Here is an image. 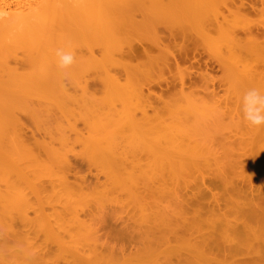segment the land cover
Instances as JSON below:
<instances>
[{
  "label": "bare ground",
  "instance_id": "obj_1",
  "mask_svg": "<svg viewBox=\"0 0 264 264\" xmlns=\"http://www.w3.org/2000/svg\"><path fill=\"white\" fill-rule=\"evenodd\" d=\"M29 1H20V3L23 4V6L25 2L29 5ZM2 2L3 1L0 0V13L4 14V16H0V115L3 114L4 118L7 120L9 112L8 108L10 109L12 107L10 112L13 110V113H16L15 111H17V109L19 110V108L20 110L24 109L25 105L29 103L27 102L28 99L26 100L27 96L30 98L29 95L26 96L28 92H31V95H33V91H35L37 96L40 95H38V92L41 93L47 91L48 94L51 93L48 85L55 77L56 81L54 80V82L56 85L59 84L60 88L58 87L59 89L57 90V92L59 91V95L56 94L54 98L58 100V97L62 96V98H60L62 101H60V99L59 101L61 104L63 103V106L60 103H57L59 110L62 107H65V110L66 108L69 109L67 103L76 106L79 104L80 108L82 106V109L85 110L83 111L80 109V111L82 110L87 113L86 115V113H81L82 111L80 112L82 117L81 120L87 116L84 121L82 120V124H84L85 129L87 130V134L90 135L88 137H91L88 140L91 142L93 141L94 144L90 143L94 145L93 147H95L94 151L91 147L92 145L89 143V146H86L90 149V151H94V153H89L88 149L87 151L90 157L93 153L92 157L96 155L97 158H99L97 159L96 157H91L92 160L95 159V161H97L95 164L98 163L100 165L101 160H104L102 162L107 163V167H109L107 168V170H109L108 173L102 171L103 174H109V176H105L104 174V176L108 178L107 182H111L109 178L113 176L111 180H114L116 177L113 183H119L118 186L123 183L128 185L129 183V186L125 189H128L134 197V200H136V205L140 210L139 211L136 207V211H139L140 213L137 220H140L132 222L133 217H130L131 220L128 219V221H131L134 226L141 231V234H139L136 238H132V240L138 244V250H136V253L130 254L126 250H121V255H116V252L113 250L104 253L100 250L99 240L101 236L99 233L101 229L104 230L103 227L105 225L101 222L96 224L93 219H82V215L80 217L76 207H74L75 204H72L73 206L71 205V207L68 204V208L67 204L60 202V204L62 203V205L64 204V206H67L64 210L63 208L61 209L63 214L61 213V210L58 209L60 216L61 214L62 216L64 215L65 209L66 211L70 209L69 211L72 213H69V211L67 213L65 212L67 215H72L69 216L70 218H68V216H66L67 218L61 216L62 218H60L59 215L57 217L52 215H41L43 212L40 211V209L37 210L36 205L38 204L37 207H39V205L40 207L42 206L40 200L43 196L44 186L39 182H43L45 178L46 181L49 179L47 182L48 184L49 182L51 184V178H48V176L51 171L52 173L56 171L54 166L46 163H44V165L42 164V161L49 151V154L54 155L55 157L56 155L52 153L54 150L51 149L56 147L54 145V147L52 146V148L48 150L49 147H46L45 145L43 146L44 154L41 152L39 155V152H36L35 148L40 146L39 149L37 148L40 150L43 142L39 140L41 143L39 144V142H35L34 139L30 141V138H26V135L23 134L24 132L22 133V130L24 131L25 129L24 125L20 128L18 125H13V129L11 130L17 129L18 127V132H14L15 135H12V138H8L10 135H6L7 129L5 128L4 130L3 126L8 125L10 122H14L13 120H16L15 117V119L12 120L11 116H8L11 119L10 122L4 119L5 123L7 122L8 124H3L2 126L1 123L4 121L0 123V175H2V172L6 168L4 158L7 154L9 155L11 153L9 155L11 156L13 152L17 153L16 149L19 146L20 148L18 147V153L20 155L23 153V157L21 158H23V160L25 158L26 162L23 161L22 166H19L21 164V159H16L11 156L10 160H14L15 158V161L13 162L12 160V162L16 166L14 164H8L9 166L11 165V167H17V164H19L16 168V170H18L17 173L19 174H14L16 171L12 169L14 171L13 173L10 168L8 169L13 173L12 177L14 179L19 176L20 171L24 169V173L27 178L31 179L33 183H30V185L29 183L27 185L25 184L24 188H18L19 190H17V193L15 192L17 188L15 189L12 185H8V183L3 181L4 179L0 177V184H2L0 187H3V183L5 182L8 186H10V189L5 185V183L4 185L11 190V192L8 191V189L4 186V189L1 190L2 195L0 194V264H53L52 261L50 262L51 259L49 258L51 250L49 247L50 245L56 246L62 250V253L69 255H67L68 259L65 264H136L134 261H137L138 263L141 262L142 264H264V207L257 202L251 180L255 174L256 177H259L258 180L262 182L260 184L264 183V141L260 142V140H264V134L260 133L261 129H264V127L257 129L249 126L246 122H243L244 119L242 117V111H239L240 106H242V97L246 90L250 88H257L261 91V93H264V9L261 10L262 16L258 21L259 23L255 24L257 21L255 22L248 19V14L250 12L257 14V8L254 5V2L249 5V3L245 0H31L30 3H34L30 4L28 8L25 6L27 9L21 12H16L19 10L17 9L18 6L20 7L21 5L20 3H17L19 5L16 6L17 10L14 8L16 11L13 13L10 11L5 13L7 8L4 10L3 7H1ZM257 2L259 4H263L264 0H257ZM250 3L252 2L250 1ZM146 9H148L147 17L150 21H147L149 19L144 17H142L144 20L142 19L138 21L139 19H136V14L139 13L137 15L142 16V11L146 12ZM259 9L260 8H258V10ZM8 10H11V8ZM7 13L9 15L5 16ZM141 21H146L148 25L145 26L144 23H140ZM55 30H57L58 33ZM59 30H63L64 33L60 34ZM145 32H148L149 37L141 40L140 34ZM130 34L131 37L129 36ZM240 35H244L243 38ZM127 36L130 38H127ZM77 39L78 42L80 41L79 45L74 42ZM180 39L182 40V43L176 42ZM55 40H57V44H60V46H62V44L67 46L70 45V47L74 44L77 45L74 47L72 46L70 50V47H67L69 51H72V48H74V51H79L80 48H78V46L82 47V44L84 43L82 41L85 40L88 42L89 46L86 45L87 43L84 44V47L88 46L84 49V51L86 50L90 54L87 60L84 57L86 54L82 49L81 50L85 55L83 56L84 58H80H83L84 61H82L83 59L81 60L78 58L83 52H78L79 56L78 54L76 55L75 52V55L77 56L76 60L79 59L82 63L85 62L84 67L82 65V71H85V73L88 69L86 68V64H89L90 66L92 65L93 67V69H88L89 72H92V70L95 71L94 68H97V72L99 71L98 69H100V71L102 69V65L100 66V64L98 68L96 58L94 57V55L97 54L94 53L96 49L93 48L94 46L101 48L100 50L97 48L99 50L98 54H100V51L103 49L107 58L104 57L102 54L103 52L100 55L103 56L104 59L106 58L108 61L112 60V62H108L106 59L103 60V65L105 66H107V64L112 65V63H115L111 57L110 60L108 58V55L111 56L114 51V54L116 53L117 56H122L117 58H122L120 61L125 59L123 58L126 57L125 55H127L126 59L129 58L130 60L131 58V62L134 59L137 60L139 57L140 59L142 58V61L136 63V65L129 63L127 64L128 66L123 63L124 66L128 67H123L126 71H123V69H121L122 65H120V70L125 72L126 75V78H124L125 81L123 82L120 81V77L118 76L119 74L116 75V72H114L115 74L111 73L112 70L109 71L106 67L108 72L105 71L106 68L104 71L107 75L103 74V72H98L102 73V77L105 78H99L100 81L104 80V82L102 81L104 83V86L102 85L103 87L97 85V88L99 87L98 90L97 88H93L96 92H93L94 90L91 88L94 93L93 94L92 92L84 93L88 91V87L90 86H87V90L85 91L86 87H83L82 85V91L84 89L83 93L81 95H75V92L74 94H71L68 91L70 88H65V84L67 82L66 77H68L67 80L69 81L73 77V79H77L78 77L86 78V76L88 77V74L83 76L84 74L81 73L82 71L76 69L77 65L75 63L76 66H72V68L68 69L66 72L68 73L69 71L71 73L72 71V74H74L76 71H81L80 73L76 72L73 77L70 73L69 75H66L67 73L62 74L64 76L66 75V82L62 79L63 76H59V74H61L59 71L61 70H59L55 65L56 63L54 61L56 60H53L54 63L51 62V59L56 58L54 53L55 49L53 50L54 47L52 46L54 45ZM145 40L147 43H150H148L149 47L152 45L150 47L151 49L145 47L143 43H146ZM64 41L66 43H64ZM67 41L69 42L67 43ZM20 47H25L24 49L26 52L28 50L29 52L36 54L35 58H37V60H35L34 63L35 70H33L34 74H32L33 72L30 71V69L32 70V67H29V71L32 74L29 75L31 76V80L26 79V76L23 75L24 72L26 74L28 69L23 72V76L19 74L23 77H19L20 80H18L15 75H13V77L10 76L11 80L10 77H8L10 81L13 82L12 79H14V83L18 84L14 86V83L10 82V84L14 86V88H11V85L3 80L2 74L4 72L6 73L8 70L10 71L7 72L8 75L13 73L11 69H13L17 74L15 70L16 67H8L11 63L8 66L6 64L7 62H12L11 57L9 59L10 61L6 59L2 60L4 58L2 53L5 49L9 50L10 48H13L12 52L16 50V53L18 54L19 50L17 51L16 48ZM152 48H154L157 52H154ZM11 50L12 49L7 52L10 53ZM122 54L125 55L123 56ZM6 55L5 57L7 58ZM54 56L55 58H53ZM196 56L201 58H203V56H207L208 58L207 60H202L200 58L197 59ZM24 57L25 56H23V58ZM16 59L17 58L13 59V62L15 60L17 63L18 59L17 61ZM105 61H107V64H104ZM29 63L30 65L33 64L31 60ZM82 63L78 62V65L81 66L80 64ZM125 63H127V60ZM194 63H196L198 67L195 69L204 70L202 67L205 68V72H199V77H197L199 79L202 77L200 80L205 78V80H203L204 82H209L206 80V77H208L206 76L207 74H205L208 73L206 71L214 70L213 67L215 66L222 71L223 76L218 78L219 80L210 76V72L208 77L211 84L215 79V83L216 81H219L220 83H224L226 86L225 95L222 96L223 99L220 97L222 100L218 97V94L215 91L212 92L214 95L215 93L217 95H210L209 99L207 98L208 101L204 99L205 97L202 98V95L199 96V93L195 96L191 90L190 92L184 91L185 87L188 88V86L192 85L193 87L194 84L196 85V83L192 84V82H196L192 78L194 77V79H197L195 78V71L191 72L192 67H194ZM181 64H185L186 66L187 64H190V67L182 68L180 66ZM94 65L97 66L94 67ZM110 65H108V67ZM129 65H132L131 69L129 68ZM18 69L19 67L17 70ZM172 69L176 70V74H173L172 80H169L171 77L166 78L164 75H166L167 72L172 74ZM116 70L119 71L117 68ZM19 73H21V70H19ZM56 74L59 76L60 81L57 79L58 76ZM33 75L35 76V79H32V77H34ZM101 75L98 76L100 77ZM155 75L158 79H155ZM29 76L27 77L29 78ZM69 76H71V79ZM89 76L93 77L94 75L90 74ZM210 77H212V79ZM51 78L53 79L51 80ZM62 81L65 82L63 86H61ZM54 82L52 84H55ZM70 82L71 81L68 83ZM190 82L191 85L189 84ZM163 84H166L167 87H181L180 91L178 90V93L175 91L177 94L175 92L173 94H168H171V99L168 97V100L165 103L166 105L162 103L165 107L164 110H174L173 112H175L176 109H178L175 113H171L170 117L166 119L165 116H161V113L164 114V112H161L160 110L159 111L161 113H159L161 115L159 113L156 114L158 110H155L156 115L148 114V108L145 104L148 105V100L151 97L150 94L144 95L145 92L143 91L144 87L156 85L161 88ZM205 84L208 85V83ZM7 87L10 89L8 90ZM79 88L81 90V87ZM98 91H102V96L97 94H100ZM35 92V95L33 96L36 100L37 96ZM19 95L20 97L22 96L25 98V104L23 101L22 108V104L17 99V96ZM49 95H51V97ZM49 95H47L45 99L49 96L52 101V93ZM160 95L163 94L160 93ZM159 97L163 99V96ZM50 100H45L44 107L42 106L41 109L45 108V106L47 107V104L49 103H47V101ZM36 101L38 102V100ZM40 101H42V99ZM231 101H234V103L232 102V104H234L233 106H229V102ZM7 102L10 104L7 105ZM16 103H20L21 106ZM33 103L36 107L35 102ZM33 103L31 104L33 105ZM29 104L25 107V109H29ZM3 106H5L4 109L2 108ZM205 107L206 109L212 110L213 108V110L217 109L218 111L219 108H221L220 110H222L223 118L225 116H228L231 119L233 117L238 118H236L237 122L234 124V128L237 132L234 129L229 132L228 129L226 127L225 128L227 129L228 134H231V132L234 134L237 133L235 136H231L233 137L232 142L235 141L236 144H234V142L233 144L238 147L240 146L241 148L239 147V150L241 151L236 153V147L234 148V145L230 144L231 142L228 141L229 147L233 153L229 151L228 153L231 155L229 154L230 156L226 157L228 154L226 153L227 155H225V153L222 152L221 155H223L219 156L220 153L218 154L217 148L212 145L215 139H211L209 141L210 138L203 137L205 138L204 140L202 137H199V134L201 133L200 131L203 127H201V125L203 123L197 124V122L190 121L189 123H185L176 119L177 112L179 111V113H182L180 112L182 111L180 109H184L183 113L185 114V109L192 112L197 111L196 109H205ZM48 108L51 110L53 107L49 104L46 108L47 110H40L41 112L46 111L45 113L48 114ZM103 109H107V112L106 110L103 112ZM67 111L68 110H66L65 113H67ZM68 112L71 113L70 110ZM78 112L75 114H79ZM219 113L217 112L215 115H218ZM72 114L75 121L77 118L74 113ZM138 114L141 115L139 116ZM186 114H188V112ZM3 115L0 116V119L3 118ZM48 116H50V111L47 117ZM17 122L19 124V121ZM77 122H79L78 119ZM75 124L76 123H71L70 125L73 126ZM20 125L21 124H19V126ZM217 126L214 125V127ZM67 127L69 126L67 125ZM74 127L77 126L75 125ZM219 129L221 130L222 128ZM20 130L21 133H19ZM68 130H70V128ZM222 130L223 132L226 131L225 129ZM60 131L61 130L58 132L61 133ZM74 133L75 132L73 131V134ZM208 134L210 135V133ZM261 134L263 135V139ZM212 135L213 134L211 133V138L214 136ZM14 136L18 137L17 140L20 143L14 138L17 142V144L16 142L15 144L18 146H16V149L12 151L8 146H11L9 144H12L10 142L13 141L11 139H13ZM61 136L62 134L59 137V143L62 141L65 142L63 140L64 136ZM5 138L10 139L11 141ZM79 139H81L80 135ZM6 140L8 143H6ZM207 140L208 143L212 141L211 144H207L205 142ZM82 141L83 142L80 143L83 145L85 140ZM31 142L34 143L32 144ZM67 143L70 145L69 142ZM259 143H263L262 146L259 145ZM52 144H54V142ZM257 144L259 146H257ZM224 145L226 146V144ZM256 147L258 149H256ZM58 149H56V152L61 151L62 153V150ZM235 149L236 151H234ZM8 151L12 152L8 153ZM59 153H56L58 154L57 156H59H56L58 161L62 156L60 155L61 153ZM224 155L225 157H223ZM41 156L43 159H41ZM8 157H6V159ZM46 158H48L47 161L51 160H49V157ZM47 161L44 160L43 162ZM60 161L63 163L61 165H65L64 167L66 169L62 167V170H57L56 172H58L57 177L62 189L69 191V193L71 191L70 194L67 193L66 195L70 196L71 194L76 193V190H87L86 186L85 188L79 186L78 188L80 189L74 187L77 184H72L70 180V176L74 173L72 172V174L69 175L71 172V170L69 172V169L72 167L73 171L74 166L69 160L67 161L66 158L64 160L62 158ZM25 163H29V165H25ZM234 163L236 165H234ZM52 164H54V162ZM43 165H47V168ZM61 165L59 164V166ZM53 167L55 171H53ZM226 167L231 168L228 174L227 171H225ZM18 168H22V170ZM43 170L51 171L46 172L45 174ZM107 170L105 169V171ZM36 172L37 175L39 174L38 172H40L38 177L41 179H36ZM9 173L6 174L11 175V173ZM47 173L49 174L47 175ZM151 173L154 174V177L152 176L153 174L150 175ZM53 174L49 177L53 176ZM45 176H47V178ZM150 176L153 178H150ZM180 176L183 178L182 183H184V185H186L187 179L192 176L200 179L202 183L201 187L205 191H201L198 196L194 197L196 200H198L199 196L202 200L205 199V197H209L212 202L209 204L207 203V206L205 207H200L196 200L192 202L179 201V205L174 209L166 207V209H163L160 207L158 204V201H160L159 196L164 198L165 196L173 194L174 191L180 189L178 186L179 183L177 184ZM260 178H262V180ZM19 179L20 178L17 177L16 181H19ZM167 180H169L170 184L173 183V186L168 185ZM172 181H176V185ZM43 183H45V181ZM116 185L113 184V188L111 190L107 188L105 189L107 191L109 190L108 192H111ZM16 186L18 187V185ZM220 186L224 188L226 192L225 196L213 193L212 188L217 189L220 188ZM260 186H263L264 191V184ZM2 187L0 189H2ZM50 188V190L53 189V191H56L57 186L55 188ZM121 189V191H126L124 188ZM5 191L8 194V198L6 199L5 197L7 194ZM40 192H42V196L39 195L41 197H37ZM113 192L115 193L117 190ZM9 193L14 194L10 195ZM56 193L57 192H54L53 194L55 195ZM30 194L33 196L36 194V196L33 197ZM227 194L230 196L229 198L226 197ZM54 195L50 196L52 198L51 201H53L54 198L56 199L58 193L55 197ZM11 196L12 199L10 198ZM30 196L33 199L37 197V204L33 199L29 198ZM63 196H61L62 199L64 197L67 198V196ZM58 197L60 199V196ZM151 198L156 200H154V202H157L155 206L157 209L153 208V210L150 208L148 200ZM5 200H7L8 203L5 202ZM29 200L33 201L35 206L32 205L33 203ZM78 200L80 201L79 198ZM48 201V204L50 203L51 205L47 204L51 207L49 209H52L53 206L54 208L59 206L57 201L55 202L57 204H55L54 201L52 202L57 206L52 205L50 199ZM17 203H19V205ZM83 205L85 204H82V206ZM10 206L14 209H11ZM26 206L27 208L33 206L30 208L31 210L34 208L37 212H40L39 219L37 217L38 215L35 218V220L38 219L37 221L33 219L34 223L31 222L32 219H28V210ZM79 206V208H83L81 204ZM158 206L162 209H158ZM22 207H24L27 211H25L24 208L22 210ZM85 207L86 206H84V208ZM88 208L89 207H87V210L90 209ZM194 208L195 210L193 211L192 209ZM9 209L13 214L14 211L17 212L15 213L17 216L19 213L23 214L20 216V219L16 218L20 222L16 221V219L8 213ZM50 211L53 212L55 210ZM73 211H75V213ZM32 212H34V210ZM88 212H86V214H88ZM133 221H135V219ZM18 223H20L22 227L19 228ZM28 224H30V226H28ZM26 225L30 228V230L32 229L31 227L35 228L29 232L30 230L28 227L26 228ZM22 229L23 231H21ZM117 233H119L122 237H126L129 234L128 231H123L122 228ZM121 239L122 241L127 240V238ZM85 248L89 249L88 253L86 250L84 251ZM79 250H83L82 253H80ZM32 252L35 253L34 257L31 260H26L25 254ZM76 252L78 254L77 256H75Z\"/></svg>",
  "mask_w": 264,
  "mask_h": 264
},
{
  "label": "rangeland",
  "instance_id": "obj_2",
  "mask_svg": "<svg viewBox=\"0 0 264 264\" xmlns=\"http://www.w3.org/2000/svg\"><path fill=\"white\" fill-rule=\"evenodd\" d=\"M3 2H2V5H1V7H3V9L5 10L6 8H7V10L5 11V13L6 12H8V11H10L11 13H13L14 11H16L17 9H19L18 11H16V12H21V11H24V10H26L27 8H28V6L30 5V4H33L34 2H31L30 3V1L29 0H20V1H29V5L28 4H26V2L24 3V6H23V4H21L20 3V1L19 0H2ZM8 3H6V2ZM35 1V0H34ZM53 1V0H52ZM54 1H56V0H54ZM246 2H248L249 3V5L250 4H253V2H254V5L256 6V8H257V14L256 13H253V12H250L249 14H248V19H250V20H252V21H257L255 24H258L259 22V20H260V18H261V16H262V14H261V10L262 9H264V3L263 4H259L258 2H257V0H250L252 3H250V1L249 0H245ZM16 2V3H15ZM6 3V4H5ZM9 3H10V5H9ZM13 3V4H12ZM17 3H20L21 5H20V7L18 6V8L16 7L17 5H19V4H17ZM28 3V2H27ZM247 3V4H248ZM15 4V5H14ZM13 5V6H12ZM8 6V7H7ZM25 6H27V8L25 7ZM262 7V8H261ZM11 8V10H8V9H10ZM16 10H15V9ZM21 8V9H20ZM258 8H260L259 10H258ZM12 9H14V10H12ZM143 12V15L142 14H140V15H142V16H138L137 14H139V13H137L136 14V19L138 20V21H140V20H142L143 18L142 17H144V18H148L147 17V15H148V9H146V12L145 11H142ZM10 13V14H11ZM256 14V15H255ZM264 14V13H263ZM7 15H9L8 13L5 15V16H7ZM3 16H4V14H3ZM149 19V18H148ZM144 20V19H143ZM145 20H147V19H145ZM147 21H150V19L149 20H147ZM140 23H144L145 24V26H147L148 25V23L146 22V21H141ZM260 23H261V21H260ZM260 25V24H259ZM57 29V28H56ZM56 32H57V30H55ZM60 31V34H62V33H64V31L63 30H59ZM55 32V34L57 35V33ZM53 33H54V30H53ZM165 33V32H164ZM59 34V35H60ZM66 34V33H65ZM139 35V34H138ZM138 35H137V37H138ZM58 36V35H57ZM130 37H131V34L129 35ZM129 36H127V38H130ZM152 36V35H151ZM242 38H243V36L244 35H240ZM147 37H149V34H148V32H145V33H141L140 34V38H141V40H143V39H145V38H147ZM151 38V37H150ZM149 39V38H148ZM59 41V40H58ZM77 41V42H76ZM76 41H74L76 44H80V41L78 42V39L76 40ZM146 41V40H145ZM176 41V40H175ZM69 41H67V43H68ZM72 42V41H71ZM71 42H70V44H71ZM82 42H84L83 44H82V47L81 46H78V48H80V50L79 49H77V50H79V51H75L76 52V55L78 54V56H79V53H81V51L83 50L84 51V49H86V47H88L89 45H88V42L87 41H85V40H83ZM176 42H181L182 43V40L180 39V40H178V41H176ZM58 42H57V40H55L54 41V45H52L53 47V50L54 49H56V48H58V46H59V48L60 47H65L66 48V50H68V48H69V46H67V45H65V44H62V46H60V44H57ZM64 43H66L65 41H64ZM85 43H87L86 45H88V46H86V47H84L85 45ZM90 43V42H89ZM144 43V45H145V47H147L148 49H151L150 47L152 46H150L149 47V44L147 43V41H146V43L145 42H143ZM55 44H56V46H55ZM73 44V43H72ZM76 44H74V45H71V47L73 46H75ZM92 44V43H91ZM58 45V46H57ZM63 45H65V46H63ZM178 45V44H177ZM77 46V45H76ZM127 46V45H126ZM68 47V48H67ZM71 47L69 48V50L71 49ZM25 48V47H24ZM24 48H22V47H20V48H16L17 49V51H18V54L16 53V50L14 51V52H12L13 51V48H10V49H12L11 50V54H12V56H11V54L9 53V52H7V51H9V50H7V49H5V51L3 52V53H5V54H3L2 53V56H4V58L2 59V60H4V59H6V60H9L10 59V57H11V60H12V62H7V61H4V62H7V66L8 67H11V68H15V70H16V72H17V74L14 72V70L13 69H11L12 70V72L13 73H11V74H7V72H10L9 70L8 71H6V73L4 72L2 75V77H3V80H5L6 82H8L9 84H10V82H12V81H10L11 80V77H13V75H15V76H17L16 78L18 79V80H20L19 79V77H22L23 75L24 76H26V79H29V80H31L30 79V77L31 76H29V75H32V74H34V71L33 70H35V60H37V58H35L36 57V54L35 53H32V52H29L28 50H27V52H26V50L24 49ZM52 48H51V50H52ZM75 48H77V47H75ZM93 48H96L95 49V51H94V53H97V54H95L94 55V57L96 58V61H97V65H98V68H99V64H100V66L102 65V69H101V71H100V69H98L99 71L98 72H103V74H105V75H107L106 74V72H108L107 71V68L109 69V71L110 70H112V72L111 73H114V72H116V75H118L119 77H120V81H125L124 80V78H126V75H125V72H123V71H126V69L124 70V68H128V67H126V66H124L125 64L127 65V64H132V65H136V63H139V62H141L142 61V58L140 59V57L139 58H137V60L136 59H134L132 62L130 61L131 60V58H130V60H129V58L128 59H126V57H127V55H125V54H122L123 56L125 55L126 57H123V58H125L124 60H122V61H124V62H122V61H120V59H122V58H120V59H117V58H119V57H122L121 55H119V56H117V54L115 53L114 54V52H113V54L111 55V56H109L108 54V58H109V60H110V57H111V59H113V62H115V63H112V65H110V64H107V61H108V59H106L107 57H106V54L104 53V51H103V49L100 51L103 55H104V57H106L105 59L107 60V61H105L104 62V64H107V66H105V65H103V60H105L104 59V57L103 56H101L100 54H98L99 52V50L101 49V48H98V47H93ZM99 50H98V49ZM15 49V48H14ZM73 50H74V48H72ZM82 49V50H81ZM153 50H154V48H152ZM20 50H21V53H20ZM87 50H88V48H87ZM126 50V49H125ZM82 51V52H83ZM6 52H7V55H6ZM53 52V51H52ZM79 52V53H78ZM84 52H85V54L87 55H85L84 54ZM82 54H80V56L78 57L79 59H81L80 57H83L84 55V57L86 58V60H87V58H89V52H87L86 50L84 51ZM154 52H157L156 50H154ZM51 53V52H50ZM54 53H55V50H54ZM8 54H9V56H8ZM22 54V55H21ZM24 54V55H23ZM5 55L7 56V58L5 57ZM19 55V56H18ZM26 55H27V57H26ZM51 55H53V54H51ZM82 55V56H81ZM101 57H100V56ZM23 56H25L24 58H23ZM14 57V58H13ZM52 57V56H51ZM83 57V58H84ZM113 57V58H112ZM2 58V57H1ZM15 58H17L18 59V62L16 63L15 62V60H14V62H13V59H15ZM53 58H55V56L53 57ZM76 58H77V56H76ZM82 58V59H83ZM103 58V59H102ZM117 60H116V59ZM196 58L197 59H202V60H207V56L205 57V56H203V58H201V57H199V56H196ZM17 59H16V61H17ZM34 61H33V60ZM79 59H77L78 60V62L79 63H82V61H84V59L81 61V60H79ZM98 59H101V60H98ZM138 59H139V61H138ZM30 60L32 61V63L34 64H31L30 65ZM52 61V63H56V61H54L53 62V60H56V58L55 59H51ZM77 60H76V69H78V70H81L82 71V65H83V67H84V65H85V62H83L82 64H80L81 66H79L78 65V62H77ZM126 60H127V63H125L126 62ZM10 61V60H9ZM81 61V62H80ZM99 61H101V62H99ZM138 61V62H137ZM99 62V63H98ZM108 62H112V60H110V61H108ZM117 62V63H116ZM123 63H124V65H123ZM33 65V66H32ZM56 65V64H55ZM74 65H73V67H74ZM97 65H94V67H96ZM108 65H110L109 67H108ZM120 65H122V67L120 66ZM132 65H129L130 67V69H131V67H132ZM190 64H187V66L185 65V64H181L180 66L182 67V68H185V67H190L189 66ZM57 66V65H56ZM103 66H104V68H103ZM128 66V65H127ZM214 66V65H213ZM19 67V69L17 70V68ZM27 67V68H26ZM29 67H32V70L30 69V71L31 72H33L32 74L30 73V71H29ZM107 67V68H106ZM117 69H119V71H117L116 70V68ZM120 67H121V69H123V71H121L120 70ZM124 67V68H123ZM21 68V69H20ZM24 70H23V69ZM86 68H88L89 70H90V68L91 69H93V67H92V65L90 66L89 64H86ZM101 68V67H100ZM106 68V69H105ZM195 68H198L197 67V64L196 63H194V67H192V71L191 72H193V71H195L194 72V74H196L195 75V78H197V77H199V72H205L204 70H205V68L204 67H202V69H204V70H199V69H195ZM26 69H28V71L26 72V74H25V72L24 71H26ZM87 69V72H89V70ZM104 69H105V71H104ZM213 69L214 70H209V71H206V72H208V73H205V74H207L206 76H208L209 77V72H210V76H213V78H220L221 76H223L222 74V71L221 70H219L218 69V67L217 66H215V67H213ZM19 70H21V73H19ZM23 70V71H22ZM60 70V69H59ZM74 70V69H73ZM94 70L95 71H93L92 70V72H89V73H85V71H80L82 74H84L83 76H85V75H87L88 74V77L86 76V78L84 77V78H82L81 76V78H77V79H73L74 77V75H75V73L76 72H79V71H76L74 74H72V71H71V73L68 71V73L67 72H64V71H59L61 74H59V76H63V80L65 81V77H66V75H69V73L70 74H72L71 76L73 77L72 79L74 80H72L71 79V76H69L70 77V79L71 80H69V81H71L70 83H68L69 81L67 80L68 79V77H66L67 79H66V84H65V88H70L68 91L71 93V94H74V92L76 93L75 95H81L82 93H83V91H84V89H83V91H82V85H83V87H86L85 88V91L87 90V86H90V87H88V91H90V92H88V91H86V92H84V93H91L92 92V89L93 88H97V85H100V87H103L104 86V80H99V78H104V77H102V73H98L97 72V68H94ZM103 70V71H102ZM115 70V71H114ZM191 70V69H190ZM67 71V70H66ZM23 72H24V74H23ZM79 72V73H80ZM94 72H95V74H96V76H97V78H96V76H95V74H94ZM197 72V73H196ZM15 73V74H14ZM65 73H67L65 76L64 75H62V74H65ZM78 73V74H79ZM97 73H98V75H101L100 77L97 75ZM110 73V74H111ZM127 73V72H126ZM166 73V72H165ZM199 73V74H198ZM202 73V74H203ZM19 74H23L22 76H20ZM58 74V73H57ZM56 74V75H57ZM78 74H76V75H78ZM90 74H93L94 76L93 77H91V76H89ZM109 74V73H108ZM115 74V73H114ZM113 74V75H114ZM122 74V75H121ZM173 74H176V70H173L172 69V74H169L168 72L166 73V75H164V77H168V78H170L171 77V79H169V80H172V75ZM194 74H193V76H194ZM81 75V74H80ZM11 76V77H10ZM27 76H29V78L27 77ZM34 76V75H33ZM54 76V75H53ZM58 76V75H57ZM56 76V77H57ZM59 76L57 77V79L59 80ZM79 76V75H78ZM125 76V77H124ZM8 77H10V80L8 79ZM91 79H90V78ZM155 77H156V75H155ZM154 77V78H155ZM208 77H206V80L207 81H209L210 82V80H208L209 78ZM5 78V79H4ZM16 78H15V80H16ZM23 78V77H22ZM87 78H88V80H87ZM202 78V77H201ZM200 78V79H201ZM211 79H212V77H210ZM32 79H35V76L34 77H32ZM53 78H51V80H52ZM61 79V80H62ZM80 79V80H79ZM84 79V80H83ZM105 79V78H104ZM122 79V80H121ZM155 79H158L157 77L155 78ZM162 79V78H161ZM194 81H196V82H192V84L193 83H196V85L194 84L193 85V87H192V85H191V82L189 83L191 86H188V88H184V91L186 92V91H188V92H190V90L191 91H193V93L195 94V96H196V94H198L199 96H201L202 95V98L203 97H205L204 99H206L207 101H208V99H209V97H210V95H214V93L212 92V91H215L217 94H218V97L220 98V97H222L223 95H225L224 93L226 92V86L224 85V83H220L219 81L217 82L216 81V83H215V79L212 81L213 83L211 84V82H210V84H209V82H204L203 80H205V78L204 79H202V80H200L199 78H197V79H194V77L192 78ZM13 80V82L12 83H14L15 81H14V79H12ZM54 80L56 81V79H55V77H54ZM54 80L53 81H50L51 83L48 85V88L50 89V91H51V93H52V95H53V97H52V101L50 100V98H49V96L51 97V95H49V94H51V93H47V91H45V92H38V95L39 96H37V93L35 92V91H33V95H35L34 94V92L36 93V96H37V98H40V99H37L36 98V100H38V102L35 100V98H34V96L33 95H31L32 93L31 92H28L27 94H26V96L27 95H29V97L30 98H28V96H27V98H26V100H27V102H29L28 104H29V109L27 108V109H25V107H27L28 106V104L27 105H25V107H24V109H21L20 110V108H19V110L17 109V111H15L16 113H13L14 111L12 110V112H10V109L12 108H8V116H11V118H12V120L13 119H15L16 118V120L17 121H19V124H21L20 126H19V124H18V122L16 121V120H13L14 122H10L11 121V119L7 116V120L4 118V115L3 114H1V115H3L2 117L3 118H1L0 119V123L1 122H3V123H1L2 124V126H3V124H8L7 122L5 123V120L6 121H8V122H10L8 125H5V126H3L4 127V130H5V128L7 129L6 131H7V133H9V134H7L6 133V135H10V136H8V138L10 137V138H12L11 136L12 135H15V133H17L18 132V127L20 128V127H23L22 125H24V131L22 130V133L24 134V135H26L25 137L26 138H30L29 140L30 141H32V139H34V141L36 142V141H38L39 142V144H41L40 143V141L41 142H43L42 144H41V148H40V150H38L39 149V147H34V146H32L33 148H35V151L36 152H39V155L41 154V152L44 154V152H43V146H45L46 145V147H49L48 148V150L49 149H51L52 148V146L54 147V145H55V147L56 148H52L51 150H54V152H56V149H58V148H60L61 150H62V153H61V151H59V152H56V153H59L60 155H62L61 157H60V160L63 158V160L66 158L67 159V161L69 160L70 161V163L74 166L73 168V171H72V167H71V169H69V172H70V170H71V172L69 173V175L70 174H72V172L74 173V174H72V176H70L69 178H70V180H71V182H72V184H74L75 183V185L76 186H74L75 188H78L79 186H81L82 188H85V186H86V188H87V190L85 189H83L82 191H80V190H76L75 192L76 193H73V194H71L70 196H68V195H66L67 193L68 194H70L71 193V191H70V193H69V191H65V190H63L62 189V186L60 185V183H59V181H58V172H56L57 170L59 171V170H62V167L63 168H65L63 165H61V164H63L60 160L58 161L57 159V157H59V156H57L58 154H56V153H54V152H52L53 154H55L56 156V158L54 157V155H50L49 153H50V151L48 152V154H46V155H48V156H46L45 155V157H44V160L45 161H47L48 160V158H46V157H49V160L50 161H47V162H54V164H52V163H47V162H43L42 161V164H44V163H46V164H50L51 166H54L55 167V169H56V171H55V169H54V167H53V171H55V172H53L52 173V171L50 172V171H48V170H46V171H44L43 170V172H45V174H46V172H50V175L51 174H53V176H51V177H49L48 176V178H51V184H50V182H49V184H48V180L46 181V179L44 178V180H43V182L45 181V183H43L42 181H40L39 183L41 184V185H43L44 186V191H43V196L41 195V193L42 192H40L39 194H38V196L37 197H41L39 200L41 201V205L42 206H44V207H40V205H39V207H37V200H36V198H32L31 196L29 197V198H31V199H33L34 200V202H36V209L37 210H39L40 209V211H42L43 213L41 214V215H43V216H47V215H52V216H54V217H57L58 215H59V217L60 218H62V217H65V218H67L66 216H68V218H70L69 216H72L71 214L70 215H67L66 213L70 210H67L66 211V209H65V211H64V215L62 216V208H63V210H64V208H66L67 206H64V204H69L70 205V207H71V205L72 204H75L74 205V207H76V210H77V212H78V215H80V217H81V215H82V219H85V220H89V219H93V220H95V223L96 224H98L99 222H101V223H103V225H105L104 227H103V229L104 230H102L101 229V231H100V233H99V235L101 236V238H100V240H99V246H100V250H102L104 253H107V252H109V251H111V250H113V251H115L116 252V255H121L120 254V252H121V250H126V251H128V253H130V254H134V253H136V250H138V247H137V243L134 241V240H132V238H136L139 234H141V231L137 228V227H135L134 226V224L132 223V222H136V221H139V220H137V218H139V215H140V213H139V207H137V205H136V200H134V197L132 196V194L128 191V189H125V188H127V186H129V183H128V185L126 184V183H123L122 185H120V186H118V184L119 183H113L114 182V180L116 179V177L114 178V180H111L112 178H113V176H111L110 178H109V180L111 181V182H107L108 181V178L107 177H105V176H109V174H105V176H104V174L102 173V171H104V172H107L108 173V171L109 170H107V168H109V167H107L108 165H107V163H104V162H102V161H104V160H101L100 161V165L97 163V164H95V162H97V161H95V159L94 160H92V158H97V156L96 155H94V157H92L93 156V153H94V151H95V147H93L94 145V143H93V141L91 142L90 140H88V139H90L91 137H88V136H90L89 134H87L88 132H87V130L85 129V126H84V124H82L83 122H82V120L84 121V119H86V117L84 118V119H82L81 120V115H80V112L83 110L82 109V106H81V108H80V106H79V104L76 106V105H71V104H68L67 103V106H69L68 108L69 109H67L66 108V110H70L71 111V113L70 112H68L67 111V113H65V107H62V108H60V110H59V106H58V104L57 103H60V101H62L60 98H62V96L61 97H58V100H56V98H54L55 96H56V94H58L59 95V91L57 92V90L60 88V86H59V84L58 85H56V83L54 82ZM90 80V81H89ZM96 80V81H95ZM160 80V79H159ZM219 80V79H218ZM60 81V80H59ZM97 81H98V83H97ZM103 81V82H102ZM55 83V84H52V83ZM65 82H63L62 81V85L61 86H63V84L65 83ZM86 82H87V84H86ZM90 82V83H89ZM189 82V81H188ZM60 83V82H59ZM100 83V84H99ZM163 83V82H162ZM204 83V84H203ZM205 83H208V85H206ZM16 84L17 83H14V86H16ZM52 84V85H51ZM89 84V85H88ZM188 84V85H189ZM11 86V88H14V86L12 85V84H10ZM18 85V84H17ZM67 85V86H66ZM86 85V86H85ZM103 85V86H102ZM13 86V87H12ZM59 87V88H58ZM76 87V88H75ZM79 87H81V90H80V88ZM167 85L165 84H163L162 85V87L160 88V87H158V86H156V85H154V86H150V87H144L143 88V91L145 92L144 93V95H148V94H150V99L148 100V105L150 106H148L147 104H145V106L148 108V114L149 115H151V114H153V115H156L157 113H159L160 111L161 112H164V114L163 113H159L161 116H165V119L166 118H168V117H170V115H171V113L173 114V113H175L178 109H176V111L175 112H173L174 110H164L165 109V107H164V105H166L165 103H166V101L168 100V97L170 98L171 97V94L170 95H168L169 93H174L175 91H177V93H178V90L180 91V89H181V87L180 86H177V87H173V86H169V87H167ZM8 88V87H7ZM47 88V89H48ZM92 88V89H91ZM99 88V87H98ZM98 88H97V90H98ZM147 88H149V89H147ZM10 88H8V90H9ZM75 89H76V91H75ZM79 89V90H78ZM91 89V90H90ZM95 89H93L94 91L93 92H96L95 91ZM101 89V88H100ZM99 89V90H100ZM164 89V90H163ZM169 90V91H168ZM149 91H150V93H149ZM166 91V92H165ZM195 91V92H194ZM49 92V91H48ZM81 92V93H80ZM92 92V93H93ZM98 92H100V94L99 93H97L99 96H102V94H101V92L102 91H98ZM46 93H47V95H49L48 96V100H50V101H47V107H48V105L50 104V106L51 107H53L51 110L49 109V111H50V116H48L47 117V115H49V111H48V114L47 113H45V112H41V110H43V109H46L47 107L45 106V108H43V109H41L42 108V106L44 107V104H45V100H47V99H45L46 97H47V95H46ZM160 93L161 94H163V95H160ZM176 93V92H175ZM176 93V94H177ZM215 93V95H217ZM42 94V95H41ZM94 94V93H93ZM96 94V93H95ZM167 94V95H166ZM92 95V94H91ZM212 95V96H213ZM214 95V96H215ZM13 96V95H12ZM25 96V95H24ZM96 96V95H95ZM159 96H163V99L162 98H160ZM15 97V96H14ZM34 98V99H33ZM54 98V99H53ZM173 98V97H172ZM201 98V97H200ZM208 98V99H207ZM212 98H214V97H212ZM211 98V99H212ZM17 99H18V101H20V103L22 104V102L25 100V98L24 97H20V95L19 96H17ZM42 99V101H40ZM45 99V100H44ZM59 99H60V101H59ZM171 99V98H170ZM169 99V100H170ZM217 99V98H216ZM221 99V98H220ZM222 99H223V97H222ZM221 99V100H222ZM14 100V99H13ZM16 100V99H15ZM33 100V101H32ZM44 100V101H43ZM162 100V101H161ZM32 101V102H31ZM235 101V100H234ZM234 101H231V102H229V106H233L234 104H232V102L234 103ZM33 102H35V104H36V107H35V105H34V103ZM53 102V103H52ZM236 102V101H235ZM13 103V102H12ZM20 103H16V104H19V106H21L20 105ZM31 103H33V105H34V107H33V105L31 104ZM42 103H43V105H42ZM162 103H164V105H162ZM221 103V102H220ZM8 104H10L9 102H7V105ZM24 104H25V101H24ZM52 104V105H51ZM61 104V103H60ZM63 104V103H62ZM61 104V105H62ZM72 104H73V102H72ZM212 104V103H211ZM232 104V105H231ZM14 105V104H13ZM32 105V106H31ZM168 105V104H167ZM222 105V104H221ZM241 105H242V103H241ZM6 106V105H5ZM5 106H3L2 108L4 109L5 108ZM18 106V105H17ZM18 106V107H19ZM41 106V107H40ZM63 106V105H62ZM66 106V107H67ZM78 106H79V108H78ZM210 106V105H209ZM208 106V107H209ZM9 107V106H8ZM23 107V104H22V106H21V108ZM76 107V108H75ZM173 107V106H172ZM171 107V108H172ZM242 106H240V109H239V111H242V108H241ZM1 108V109H2ZM63 108H64V111H63ZM106 108V107H105ZM108 108V107H107ZM149 108H151V109H149ZM163 108V109H162ZM210 108H212V107H210ZM6 109H7V107H6ZM14 109V108H13ZM41 109V110H40ZM62 109V110H61ZM80 109H82L81 111H80ZM221 108H219V111H220V113H219V111L216 109H214L213 110V108H212V110L211 109H206V107H205V109L203 108V109H196L197 111H192V109H191V111L192 112H190V110L188 111V109L186 110L185 109V114L183 113L184 111V109H180V110H182V111H180V112H182V113H179V111L177 112V114H176V119L177 120H181V122H185V123H189V121L190 122H197V124L198 123H200V124H202L201 125V127H202V129H201V136H200V134H199V137L201 138H203V137H207V138H210L209 139V141L211 140V139H215L214 141H213V147H215V148H217V150H218V154H219V156H222L221 155V153L222 152H224L225 153V155H227L226 157H229L231 154L230 153H228L229 151H231V153H233L232 152V150L230 149V147H229V144H228V141H230L231 143L230 144H233V142H234V144H236V142L235 141H233L232 142V139H233V137H231V136H235L237 133H232L231 132V134L229 133L228 134V132H227V129H228V131L230 132V131H232V129H234L235 130V128H234V124H235V122H237V119L236 118H229L228 116L225 118H223V115H222V110H220ZM24 110V111H23ZM39 110V111H38ZM47 110V109H46ZM104 110H106V112H107V109H103V112H104ZM155 110H158V112H156ZM160 110V111H159ZM224 110V109H223ZM79 113V114H75V113H77V112ZM83 111H85V110H83ZM81 112V113H86V112ZM215 113H214V112ZM219 113L218 115H215V114H217V112ZM102 112V113H103ZM155 112H156V114H155ZM188 112V114H186ZM190 112V113H189ZM3 113V112H2ZM6 113H7V111H6ZM5 113V114H6ZM72 113H74V115H75V117L79 120V122H77V119H75V121H74V117H73V114ZM241 113V112H240ZM14 114H15V116H14ZM243 114V113H242ZM0 115V116H1ZM78 115H80V116H78ZM86 115H87V113H86ZM139 115V114H138ZM141 115V114H140ZM139 115V116H140ZM175 115V114H174ZM13 116V117H12ZM218 116V117H217ZM233 116V115H232ZM236 116V115H235ZM15 117V118H14ZM54 117V118H53ZM242 117H243V115H242ZM53 118V119H52ZM80 118V119H79ZM164 118V117H163ZM188 118V119H187ZM5 119V120H4ZM242 119V118H241ZM46 120H48V121H46ZM81 120V121H80ZM236 120V121H235ZM71 121V122H70ZM242 121V120H241ZM218 124H217V123ZM219 122H221V123H219ZM223 122V123H222ZM243 122H245V121H243ZM14 123H16V124H14ZM72 123H76L75 125L77 126V127H74L75 125H73V126H71L70 124ZM215 123V124H214ZM247 123V122H246ZM12 125V127H11V125ZM191 124V123H190ZM194 124H196V123H194ZM224 127H222L221 125ZM13 125H18V127H17V129H14V130H11V129H13ZM67 125L69 126V127H67ZM214 125H218L217 127H214ZM71 126V127H70ZM228 126H230V127H228ZM11 127V128H10ZM16 127V126H15ZM14 127V128H15ZM74 127V128H73ZM213 127H214V129H213ZM227 129H226V128ZM8 128H10V129H8ZM70 128V130H68ZM197 128V127H196ZM219 128H222V129H225L226 131L225 132H223V130L221 129H219ZM231 130H230V129ZM77 129V130H76ZM199 129V128H198ZM218 129V130H217ZM8 130H9V132H8ZM17 130V131H16ZM59 130H61L60 132L61 133H59L58 131ZM71 130H72V132H71ZM79 130V131H78ZM196 130V129H195ZM217 130V131H216ZM5 131V132H6ZM13 131V132H12ZM73 131L75 132L74 134H73ZM219 131H220V133H219ZM236 131V130H235ZM15 132V133H14ZM64 133V135H63V133ZM193 132V131H192ZM196 132H198V131H196ZM218 132V133H217ZM237 132V131H236ZM12 133V134H11ZM14 133V134H13ZM19 133H21V130H20V132ZM55 133H56V135H55ZM78 133V134H77ZM189 133H191V132H189ZM203 133H204V135H203ZM206 133H207V135H206ZM208 133H210V135L208 134ZM211 133L214 135H212L213 136V138H211L210 136H211ZM216 133H217V136H216ZM260 133H262V134H264V129H261V132ZM54 134V135H53ZM62 134V136L61 137H63V140L65 141V142H63L62 140V142L61 143H63V144H61V143H59L60 142V135ZM196 134V133H195ZM198 134V133H197ZM219 134V135H218ZM221 134H224V135H221ZM232 134H234V135H232ZM244 134H246V133H244ZM261 134V137L263 136ZM17 135V134H16ZM59 135V136H58ZM77 135V136H76ZM79 135L81 136V139H79ZM191 135V134H190ZM54 136V137H53ZM66 136V137H65ZM53 137V138H52ZM77 137H78V139H77ZM260 137V138H261ZM264 137V136H263ZM263 137H262V139H263ZM8 138H5V139H8ZM17 140V138L18 137H16V136H14L13 137V139H11V140H13L12 142H10V143H12V144H9V145H11V146H8L12 151H14V149H16V146H18V145H16L17 144V142H16V140ZM82 138H85V139H82ZM205 138H203L204 140H205ZM37 139V140H36ZM62 139V138H61ZM230 139V140H229ZM9 141H11L10 139H8ZM40 140V141H39ZM53 140V141H52ZM82 140H85V142H84V144L82 145V143H80V142H83ZM88 140V141H87ZM18 141V140H17ZM222 141H223V143L224 144H226V146L222 143ZM264 140H260V142H263ZM15 142H16V144H15ZM19 142V141H18ZM44 142H45V144H44ZM52 142H54V144H50V143ZM67 142H69V144L71 145H68V143ZM93 143V144H91V143ZM207 144H211V142H209L208 143V140L207 141H205ZM6 143H8V141L6 140ZM20 143V142H19ZM18 143V144H19ZM32 144L34 143V142H31ZM67 143V144H66ZM88 143V144H87ZM89 143L92 145L91 147L94 149V151H90V149L87 147V146H89ZM258 143V142H257ZM264 143V142H263ZM262 143V144H263ZM15 144V145H14ZM49 144V145H48ZM228 144V145H227ZM233 144V145H234ZM238 144V143H237ZM262 144L261 143H259V145H261L262 146ZM12 145H13V147H15V148H13L12 147ZM20 145V144H19ZM50 145H51V147H50ZM61 145V146H60ZM63 145V146H62ZM87 145V146H86ZM224 145V146H223ZM258 144H257V146H259ZM70 146V147H69ZM86 146V147H85ZM232 146V145H231ZM264 146V145H263ZM19 147V146H18ZM18 147H17V153L16 152H13L12 153V157H15L16 159L17 158H20L21 159V164L19 165V164H17V167H18V165L19 166H22V164H23V161H25V158H24V160H23V158H21V157H23V153H21V155L18 153L19 152V149H18ZM63 147V148H62ZM236 147V149H237V151H236V149L234 150V151H236V153L238 152V151H241V150H239V147L238 146H236V145H234V148ZM20 148V147H19ZM38 148V149H37ZM91 148V149H92ZM241 148V147H240ZM10 149H8V150H10ZM42 149V150H41ZM60 149H58V150H60ZM87 149H88V151H89V153L90 152H93L91 155V157H90V155H89V153H88V151H87ZM244 149V148H243ZM256 149H258L257 147H256ZM45 150V149H44ZM217 150H216V152H217ZM12 151H8V153L9 152H12ZM21 152H23L22 150H20ZM225 151H227V152H225ZM258 151V150H257ZM256 151V152H257ZM261 151H262V149H261ZM260 152V151H259ZM47 153V152H46ZM96 153V152H95ZM227 153V154H226ZM235 153V154H236ZM11 154V153H10ZM9 154V155H10ZM43 154H42V156H43ZM230 154V155H229ZM8 155V154H7ZM6 155V157H8ZM225 155L223 156V157H225ZM11 156H9L7 159H6V157L4 158V161H5V166H6V168L4 169V171L2 172V175H0V177L2 178V179H4L3 181H6V183H8V185H12L13 187H15V189H16V191L15 192H17V190H19L20 188H24L25 187V184L27 185L28 183H29V185H30V183H33L32 182V180L31 179H29V178H27V176H26V174L24 173V169L22 170V168H18V169H21L22 171H20V175L19 176H17V177H19L20 179H19V181L17 180L16 181V178L17 177H15V179L12 177V175H13V173H14V171H16L14 174H16L17 172H18V170H16V168L17 167H15L16 165L13 163L14 161H15V158H14V160L13 159H11L10 160V158H11ZM41 156V159H43V157ZM53 156V157H52ZM52 157V158H51ZM97 159H99V158H97ZM11 161L12 162V160H13V162L11 163V162H9V161ZM27 160V159H26ZM54 160V161H53ZM57 161V162H56ZM26 162V161H25ZM28 162V161H27ZM58 162H59V164L61 165V166H59V164H58ZM8 163H10L11 165L12 164H14L15 166L13 167H11V165L9 166V164ZM7 164H8V167H7ZM29 165V163H25V165ZM31 164V163H30ZM106 164V165H105ZM244 164V163H243ZM45 165V164H44ZM43 165V166H44ZM57 165H58V168H60V169H58L57 168ZM71 165V166H72ZM103 165V166H102ZM105 165V166H104ZM234 165H236L235 163H234ZM41 166V165H40ZM47 166V165H46ZM46 166H44V167H46ZM51 166H49V167H51ZM263 166H264V164H263ZM27 167V166H26ZM49 167H48V169H49ZM102 167V168H101ZM105 167V168H104ZM8 168H10L12 171H13V173L11 172V170H9ZM47 168V167H46ZM42 169V168H41ZM40 169V170H41ZM66 169V168H65ZM105 169L107 170V171H105ZM231 168L230 167H226V169H225V171H227V174L229 173V170H230ZM37 170H39V169H37ZM100 170H101V172H100ZM8 171V172H7ZM11 173V175H8V174H6V173ZM22 172V173H21ZM6 174V175H4V174ZM9 173V174H10ZM39 174H40V172H38ZM19 173H17V175H18ZM38 174V175H39ZM49 173H47V175H48ZM153 173H151L150 175H152ZM38 175H37V172H36V179H41L40 177H38ZM73 175H75V176H73ZM112 175H114V174H112ZM229 175H231V174H229ZM114 176H116V175H114ZM153 177H154V174L152 175ZM152 176H150V178L152 177ZM12 177V178H11ZM44 177V176H43ZM46 178H47V176H45ZM73 177V178H72ZM75 177V178H74ZM152 177V178H153ZM261 177V176H260ZM180 178H181V180H180ZM250 178V177H249ZM29 179V180H28ZM259 179V177H256L255 176V174H254V177L251 179L252 180V185H253V190H254V193H255V195H256V198H257V202L258 203H260L263 207H264V191H263V186L261 187L260 185H263V184H260V183H262L260 180H258ZM261 180H262V178H260ZM171 180V179H170ZM178 182H177V184H178V186H179V188L180 189H178V190H176V191H174V193L173 194H169V195H167V196H165L164 198H162V197H160L159 196V198H160V201H158L159 203V206L160 207H162L163 209H166V208H172V209H174L176 206H178L179 204V201H188V202H192V201H194V200H196V198L194 197V196H198V194H200L201 193V191H205L204 189H202V183H201V181H200V179H198V178H196V177H194V176H192V177H190L189 179H187V183H186V185H184V183H182L183 182V178L180 176L179 178H178ZM38 181V180H37ZM181 181V182H180ZM70 182V181H69ZM167 182H168V185H171V186H173V183H171L170 184V182H169V180H167ZM172 182H174V181H172ZM176 182V181H175ZM175 182H174V184H175ZM5 183V182H4ZM4 183H3V187L6 185V186H8L6 183H5V185H4ZM108 183V184H107ZM156 183V182H155ZM154 183V184H155ZM53 184H55V185H53ZM113 184L114 185H116L115 187H114V189H113V191H116L117 190V192H113V191H111V192H108L105 188H107V189H112L113 188ZM154 184H153V186H154ZM0 185H2V184H0ZM16 185H18V187L16 186ZM29 185H28V188H29ZM108 185V186H107ZM123 185H125V186H123ZM176 185V184H175ZM5 186V187H6ZM34 186V185H33ZM57 186V188H56V191L54 190L53 191V189L52 190H50L51 188L50 187H53V188H55ZM123 186V187H122ZM2 187V186H1ZM0 187V188H1ZM2 187V189H0V194H1V190H3L4 188ZM9 187V189H10V186H8ZM12 187V188H13ZM60 187V188H59ZM97 187H98V189H97ZM102 187V188H101ZM109 187V188H108ZM120 187V188H119ZM7 188V187H6ZM19 188V189H18ZM74 188V189H75ZM117 188V189H116ZM119 188V189H118ZM121 188H124V190H126V191H121L122 189ZM8 189V188H7ZM8 189V191H10L11 192V190H9ZM14 189V190H15ZM26 189V188H25ZM78 189H80V188H78ZM116 189V190H115ZM213 189V193H217L218 195H221V196H225L226 195V192H225V190H224V188L223 187H221L220 186V188H212ZM6 190V189H5ZM22 190V189H21ZM119 190V191H118ZM200 190V191H199ZM28 191V190H27ZM51 191H53V192H51ZM84 191V192H83ZM88 191V192H87ZM103 191H105V192H103ZM107 191V192H106ZM208 191V190H207ZM6 192V191H5ZM12 192H13V189H12ZM24 192V191H23ZM29 192V191H28ZM35 192H38V191H35ZM54 192H57L58 193V196H60V199H62L61 198V196H63V194H64V196H67V198L66 197H64L62 200H60L59 199V197L58 196H56V199H55V201H54V199H53V201H54V203L57 201V203H58V205L60 206H57V205H55V204H57V203H55V204H53L52 202L53 201H51V195L53 196L54 194ZM64 192V193H63ZM87 192V193H86ZM122 192V193H121ZM128 194H127V193ZM209 192V191H208ZM18 193V192H17ZM57 193L55 194V195H57ZM62 193V194H61ZM77 193H78V195H77ZM113 193V194H112ZM130 193V194H129ZM6 194H7V192H6ZM10 194V193H9ZM11 194H14V193H11ZM10 194V195H11ZM61 194V195H60ZM77 195V196H75V195ZM85 195V196H83V195ZM90 194V195H89ZM2 195V194H1ZM9 195V196H10ZM27 195H29V194H27ZM30 195H32V194H30ZM39 195H41V196H39ZM55 195H54V197H55ZM80 195H82V196H80ZM4 196V195H3ZM16 196H18V195H16ZM33 196V195H32ZM36 196V194L33 196V197H35ZM80 196V197H79ZM20 197V196H19ZM19 197H18V199H19ZM83 197V198H82ZM227 198H229L230 196H228V194H227V196H226ZM6 198H8V194H7V196L5 197V199ZM11 199H12V196L10 197ZM28 198V199H29ZM57 198H58V200H57ZM78 198L80 199V201L78 200ZM81 198H82V200H81ZM156 198V197H155ZM158 198V199H159ZM16 199H17V197H16ZM50 199V201H51V203H52V205H55V206H57V207H55L54 208V206L52 207V209H49V208H51V207H49L48 205H50V203L48 204V200ZM84 199V200H83ZM60 200V201H59ZM154 200L155 199H149L148 200V202H149V206H150V208H154V209H157V207L155 208V206H156V204H157V202H154ZM13 201H15V200H13ZM17 201H19V200H17ZM16 201V202H17ZM27 201V200H26ZM30 201V200H29ZM40 201H39V203H40ZM135 201V202H134ZM156 201V200H155ZM5 202H7V200H5ZM31 203H33V201H30ZM30 202H28V203H30ZM60 202H62V203H64L63 205H62V203L60 204ZM68 202V203H67ZM70 202H71V204H70ZM196 202H198V205L200 206V207H205V206H207V203L209 204V203H211L212 201L209 199V197H205V199H201L200 198V196L198 197V200H196ZM8 203V202H7ZM13 203V202H12ZM15 203V202H14ZM183 203H185V202H183ZM18 205H19V203H17ZM48 204V205H47ZM81 204V206H82V204H85V205H83L82 207V209L81 208H79L80 205ZM32 205H34V203L32 204ZM69 205H68V208H69ZM12 206H13V204H12ZM12 206H10V208L11 209H14V208H12ZM15 206V205H14ZM35 206V205H34ZM51 206V205H50ZM73 206V205H72ZM84 206H86L85 208H84ZM158 206V207H159ZM18 207H20V206H18ZM25 207V206H24ZM24 207H22L21 209L23 210V208ZM31 207H33V206H31ZM31 207H28L27 208V206H26V208H27V210H28V219H32V221L31 222H33L34 223V221H33V219L35 220V218H36V216L38 217V219H39V214H40V212L38 211H36V209H34L33 208V210H34V212H32L33 210H31L30 208ZM59 207V208H58ZM73 207V208H74ZM87 207H89L88 209L90 210H87ZM136 207H137V209L139 210V211H136L137 209H136ZM158 208V209H162V208ZM166 207V208H165ZM78 208V209H77ZM58 209H60L61 210V216H60V213H59V211H58ZM153 209V210H154ZM17 210V209H16ZM24 210H25V208H24ZM27 210H25V211H27ZM50 210H55V211H50ZM57 210V211H56ZM72 210V209H71ZM80 210H81V213H80ZM82 210H84V211H82ZM193 211L195 210V208L194 209H192ZM21 211V210H20ZM48 211V212H47ZM89 211V212H88ZM0 212H1V209H0ZM22 212V211H21ZM57 212V213H56ZM66 212V213H65ZM74 213H75V211H73ZM86 212H88V214H86ZM8 213H10V215H12L13 216V218H18V219H20L21 217L20 216H22L23 214H20L19 213V211H18V216H17V214L15 215V213H17V212H15L14 211V214L12 213V211H10V209H9V211H8ZM38 213V214H37ZM69 213H72V212H70L69 211ZM80 213V214H79ZM130 217L132 218V222L131 221H128V219H130ZM136 217V218H135ZM37 219V220H38ZM135 219V221H133ZM37 220H35V221H37ZM131 220V219H130ZM16 221H18V222H20L19 220H17L16 219ZM28 223V222H27ZM32 223V224H33ZM125 223V224H124ZM17 224V223H16ZM31 224V225H32ZM122 224H123V226H122ZM18 225H19V228L20 227H22L21 226V224L20 223H18ZM28 226H30V224H28ZM27 225H26V228L28 227ZM33 226H35V225H33ZM18 228V229H19ZM32 229L33 228H35V227H31ZM121 228H122V230L123 231H128L129 232V234L126 236V237H122L119 233H117L119 230H121ZM25 229V228H24ZM28 229L30 230V228L28 227ZM31 229V230H32ZM20 230V229H19ZM31 230L29 231V232H31ZM34 230V229H33ZM21 231H23V229L21 230ZM27 231V230H26ZM25 231V232H26ZM121 238H127V240H125V241H122V239ZM226 244H228V243H226ZM50 247V262L52 261L53 262V264H65L67 261V259H68V254H64V253H62V250L61 249H59V248H57L56 246H54V245H50L49 246ZM86 250V252L88 253V248H85L84 249V251ZM80 251V250H79ZM83 251V250H82ZM82 251H80V253H82ZM68 255V256H67ZM71 255V254H70ZM75 255V254H74ZM78 254H77V252H76V255L75 256H77ZM70 261H71V259H70ZM134 263H136V264H142L141 262L140 263H138L137 261H134Z\"/></svg>",
  "mask_w": 264,
  "mask_h": 264
},
{
  "label": "clouds",
  "instance_id": "obj_3",
  "mask_svg": "<svg viewBox=\"0 0 264 264\" xmlns=\"http://www.w3.org/2000/svg\"><path fill=\"white\" fill-rule=\"evenodd\" d=\"M3 14L0 13V16ZM70 47V46H69ZM56 65L61 71L71 69L76 63L75 51L66 50L65 47L55 49ZM243 119L251 127L257 129L264 127V93L257 88L246 90L242 97ZM35 253H26L25 259L31 260Z\"/></svg>",
  "mask_w": 264,
  "mask_h": 264
}]
</instances>
